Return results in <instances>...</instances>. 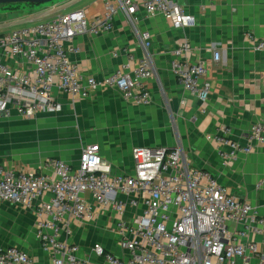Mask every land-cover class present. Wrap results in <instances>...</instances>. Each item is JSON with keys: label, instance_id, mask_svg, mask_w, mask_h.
<instances>
[{"label": "built area", "instance_id": "1", "mask_svg": "<svg viewBox=\"0 0 264 264\" xmlns=\"http://www.w3.org/2000/svg\"><path fill=\"white\" fill-rule=\"evenodd\" d=\"M138 11L148 18L161 17L176 30L194 22L172 0H107L104 14L91 20L83 11H71L0 36V119L12 111L27 119L60 112L54 90L86 99L101 89H115L126 101L148 105L145 82L154 76L148 32L138 37L143 58L131 68L133 57L121 50L127 62L100 80L83 77L69 58L77 51L66 47L79 35L110 33L117 13L132 24ZM253 50L264 52V41H255ZM189 51V44L181 43L173 51L170 69L177 84L204 106L209 85L201 82L208 69L204 63L183 62ZM220 59L215 51L213 62ZM213 139L229 146L231 156L248 154L255 145L264 146V122L250 127L245 147L232 142L224 126ZM99 152L97 144L84 146L77 168L55 159H49L42 172L0 165V202L30 208L49 196L35 206V238L48 264H87L78 257L79 247L68 241L73 223L93 215L85 194L118 216L114 230L129 258L124 261L99 244L92 246L93 255L107 264H248L250 259L264 264V216L227 193L209 172L192 168L181 148H133L131 176H113ZM116 196L128 200L122 203ZM127 206L141 207L133 221L124 218ZM250 236L260 237L261 245ZM0 264H33V258L14 247L0 248Z\"/></svg>", "mask_w": 264, "mask_h": 264}, {"label": "crops", "instance_id": "2", "mask_svg": "<svg viewBox=\"0 0 264 264\" xmlns=\"http://www.w3.org/2000/svg\"><path fill=\"white\" fill-rule=\"evenodd\" d=\"M106 2L59 0L42 7L19 6L18 10L7 11L8 23L0 27V36L71 11H83L91 20L104 14ZM172 2L194 18L190 26L176 30L163 18H148L142 11L136 13V21L131 24L126 15L117 13L110 33L79 35L66 44L77 51L69 58L78 72L100 80L127 62L123 49L133 57L130 67H134L144 55L139 34L148 32L153 42L150 52L154 68V76L145 82L151 97L148 105L126 101L115 89H101L86 99L54 90L61 111L36 115L26 139L15 138L9 143L2 137L7 124L17 123L16 112H11L10 121L0 122V165L42 172L40 162L55 159L77 168L82 148L97 144L109 173L131 176L133 148L178 147L192 168L209 172L227 193L247 201L264 216V146L255 145L248 154L231 156L229 146L218 145L213 139L224 126L232 142L245 147L250 127L264 122V52L253 50L255 41H264V0ZM28 7L32 10L25 11ZM183 42L189 44L190 51L182 61L204 63L208 69L201 82L209 85L204 106L177 84L170 69L173 51ZM215 51L221 55L218 63L213 62ZM11 153L34 162H14L9 158ZM83 198L93 215L87 221L74 222L68 239L79 247L78 257L87 264H107L92 253V246L99 244L107 253L127 261L129 255L120 249L114 230L118 216L102 210L90 194ZM116 199L122 203L128 200L124 196ZM42 200H36L30 208L0 202V248H17L30 255L33 264H48L35 238V206ZM140 212L141 207L127 206L124 218L133 221ZM12 225L21 238L6 235L4 230ZM249 240L259 246L262 242L257 236ZM237 264L243 262L238 260ZM248 264L257 262L250 259Z\"/></svg>", "mask_w": 264, "mask_h": 264}, {"label": "rangeland", "instance_id": "3", "mask_svg": "<svg viewBox=\"0 0 264 264\" xmlns=\"http://www.w3.org/2000/svg\"><path fill=\"white\" fill-rule=\"evenodd\" d=\"M57 1H59V0H55L54 2H57ZM54 2H52V3H54ZM52 3H50V4H52ZM50 4H46V5H50ZM46 5H42V6H46ZM18 9H19V6L15 7L14 9L13 8L5 9V8L0 7V27H3V26H5V24L7 25V23H8L7 19H9V17H8L9 13L7 11L18 10ZM27 10H32V9L30 7H28L25 11H27ZM16 116H17L16 118H18V120H15L17 123L11 124V125L6 123L7 125L5 127V130H4V132H2V137L4 139H7L9 143L14 142L15 138L26 139V137L30 135L29 134L30 121H33L36 115L32 118H29V119L20 117L17 114H16ZM10 118H11V114L8 117L0 119V122L10 121V120H8ZM3 120H6V121H3ZM21 120H22V122H19ZM17 124H18V126L15 127V125H17ZM9 158L14 160V162L16 161V162H19L22 164L24 163V164H28V165L32 164L34 162V160H30V158H28V159L20 158V157L16 158L13 154L11 156H9ZM36 160L38 161V159H36ZM44 163H45L44 161L40 162L41 169H43V167L45 165ZM4 232L6 233V235H8L9 238H13V239L21 238L20 237L21 234L19 233L18 229L16 227H14V225L10 226L8 228V230H4Z\"/></svg>", "mask_w": 264, "mask_h": 264}, {"label": "water", "instance_id": "4", "mask_svg": "<svg viewBox=\"0 0 264 264\" xmlns=\"http://www.w3.org/2000/svg\"><path fill=\"white\" fill-rule=\"evenodd\" d=\"M55 0H0V6L8 5H32V6H42L50 4Z\"/></svg>", "mask_w": 264, "mask_h": 264}, {"label": "trees", "instance_id": "5", "mask_svg": "<svg viewBox=\"0 0 264 264\" xmlns=\"http://www.w3.org/2000/svg\"><path fill=\"white\" fill-rule=\"evenodd\" d=\"M13 6L17 7V6H23V5H8V6H0V7L7 9V8H13Z\"/></svg>", "mask_w": 264, "mask_h": 264}]
</instances>
